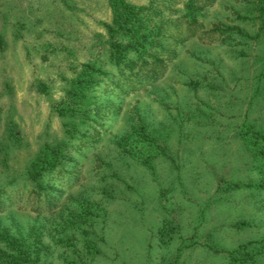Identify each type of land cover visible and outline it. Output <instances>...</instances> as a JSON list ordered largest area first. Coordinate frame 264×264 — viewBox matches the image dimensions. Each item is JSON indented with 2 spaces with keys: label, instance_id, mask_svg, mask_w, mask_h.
<instances>
[{
  "label": "rangeland",
  "instance_id": "374dc122",
  "mask_svg": "<svg viewBox=\"0 0 264 264\" xmlns=\"http://www.w3.org/2000/svg\"><path fill=\"white\" fill-rule=\"evenodd\" d=\"M193 1L195 18L190 0H156L177 11L162 12L174 59L123 78L107 51L109 0H0V229L33 264H245L228 252L264 239V163L243 135L264 134L257 0ZM87 62L108 76L81 123L59 109ZM141 125L153 145L135 137ZM66 140L56 213L39 214L27 170Z\"/></svg>",
  "mask_w": 264,
  "mask_h": 264
},
{
  "label": "trees",
  "instance_id": "16d2710c",
  "mask_svg": "<svg viewBox=\"0 0 264 264\" xmlns=\"http://www.w3.org/2000/svg\"><path fill=\"white\" fill-rule=\"evenodd\" d=\"M109 3L112 9V22L106 25L107 51L110 62L117 67L120 76L125 78L127 72L130 74L137 67H146L149 64H153L158 69L165 68L166 60L160 55H168V59L172 60L175 53L167 52L165 41L168 37L164 35V31L167 25L175 21L170 22L165 19L162 12L176 13L172 5L166 4L162 9L155 4L156 0L147 6H136L126 0H109ZM196 7H198L196 2L190 0L187 8L191 12L190 18H195L193 11ZM256 12L260 21L259 32L264 39V0H257ZM191 22L195 21L191 20ZM107 76L108 73L101 64L95 62L83 64L81 71L66 90L67 100L66 104L59 109L60 114L79 118L81 123L89 121L91 112L89 111L91 104L89 93ZM150 79L152 78L148 80ZM77 126V123L73 124V127ZM71 128L72 124L67 127V137L72 133ZM243 135L249 149L264 163V134L247 125ZM135 137L139 138L140 142L153 145L147 137L144 125L139 126ZM69 145L70 142L67 140L59 145H46L27 170L28 179L32 183L31 190L28 192L36 199L34 210L39 214L45 211L56 213L54 210H56L57 201L55 199L54 203L52 201V195L56 192L54 173L69 160V150L72 147ZM258 187L264 188V185ZM3 191L5 188H0V212L7 209V199L2 200L6 196ZM249 246H254L252 249H259L257 254L264 255V239L242 245L239 249L228 252V255L236 263L257 264L254 260V256L257 255L248 253L251 250L247 249ZM0 264H33L28 246L24 242L11 239L9 234L1 229Z\"/></svg>",
  "mask_w": 264,
  "mask_h": 264
}]
</instances>
